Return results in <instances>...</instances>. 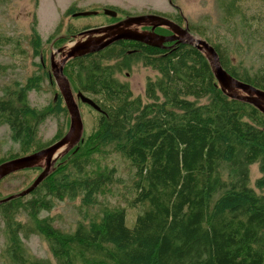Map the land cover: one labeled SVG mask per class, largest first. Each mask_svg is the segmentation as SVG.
<instances>
[{
    "label": "trees",
    "instance_id": "obj_1",
    "mask_svg": "<svg viewBox=\"0 0 264 264\" xmlns=\"http://www.w3.org/2000/svg\"><path fill=\"white\" fill-rule=\"evenodd\" d=\"M237 8L225 18L242 14ZM76 11L69 7L66 13ZM69 41L60 35L53 44ZM30 44L41 55L38 71L24 81L14 79L0 95V124L8 126L20 148L0 157V163L51 144L69 125L35 28ZM209 44L230 75L264 90V65L251 71L232 61L220 41ZM144 50L142 64L157 72L145 81L144 98L115 76L128 67L109 62L124 51L117 41L65 63L63 73L72 91L89 95L100 111L78 101L95 113L94 128L83 130L79 142L31 192L0 204L4 264H46L26 253L22 239L30 233L45 237L55 264H264V115L222 93L194 46L177 44L168 52L161 49L158 56ZM44 78L55 99L34 107L28 94ZM50 113L64 114V129L40 144L38 125ZM114 152L132 168L128 207L104 206L71 231L59 230L51 216H41L56 200L79 197L88 207L103 189L110 190L119 181L116 168L94 164L97 156ZM253 164L259 175L251 179ZM127 209L129 216L137 212L132 226L126 224Z\"/></svg>",
    "mask_w": 264,
    "mask_h": 264
},
{
    "label": "rangeland",
    "instance_id": "obj_2",
    "mask_svg": "<svg viewBox=\"0 0 264 264\" xmlns=\"http://www.w3.org/2000/svg\"><path fill=\"white\" fill-rule=\"evenodd\" d=\"M169 2V0H0V67H2L0 95L4 92V86L9 85L14 79L24 81L38 71L37 63L41 61V55L36 56L30 44L33 28L41 38L42 49L45 48L50 73L51 53H54L56 61L60 58L55 52L58 47L53 41L60 35L72 40L73 35L87 27L93 28L112 21L114 18L104 12V7L107 5H113L124 11L147 7L158 9L168 15L179 14L187 22L189 31L196 37L203 38L208 43L213 40L220 41L228 47L229 55L235 63L245 65L251 71L264 65V0H171V3ZM69 7H74L77 11H95V13L73 16L74 12L66 13ZM236 8L242 14L238 13L226 19L225 13H231ZM191 26H196V29ZM50 37L51 39L46 43L45 40ZM109 62L113 64L115 60ZM156 73L150 66L138 62L116 71L115 76L120 81L128 83L132 94L144 98V83ZM28 98L34 107L44 106L55 99V92L49 79L44 78L40 88L31 90ZM79 110L84 123L83 130L90 132L95 126L96 115L85 104L79 105ZM64 122V114H48L38 125L37 141L40 144L51 141L58 130L64 129ZM19 151L18 143L10 138L8 126L0 124V157ZM106 165L116 168V178L119 181L114 182L110 190L103 189L96 202L85 207L81 205L79 197L74 200H56L51 210L41 211V216H51L54 227L71 231L79 222H87L104 206L128 207L127 199L133 194L132 168L129 162L115 152L110 156H97L94 167L102 168ZM250 173L251 179L259 175L257 164L250 166ZM37 175L38 173L31 169H22L7 175L0 180V197L4 198L21 191ZM83 207L86 212L82 214ZM133 210L135 208H132ZM130 214L131 211L127 209L128 226H132L137 212L132 216H129ZM18 218L22 219L23 216L20 215ZM2 222L0 216V264H4V258L1 256L5 243ZM22 240L29 256L46 264H55V257L44 236L30 233Z\"/></svg>",
    "mask_w": 264,
    "mask_h": 264
},
{
    "label": "water",
    "instance_id": "obj_3",
    "mask_svg": "<svg viewBox=\"0 0 264 264\" xmlns=\"http://www.w3.org/2000/svg\"><path fill=\"white\" fill-rule=\"evenodd\" d=\"M169 1L171 2V0ZM111 12L110 10H105V13L114 15V13ZM94 13L95 11H76L72 15H90ZM154 18L160 20L159 25L168 28L172 32L169 36L161 35L160 42L163 43L168 40H176V42H185L194 46L207 60L222 93L230 98L250 103L264 115L263 89H258L251 84L230 75L221 66L213 46L203 38L196 37L192 34L188 29L187 22H185V27H181L179 24L170 21L164 16H154ZM134 20L136 19L126 18L118 23L88 28L78 32L74 35V39L56 48L55 52L62 54L59 61H56L54 59V53H51L50 76L54 80L63 102L65 103L69 116L67 131L61 138L37 151L17 156L0 163V180L7 175L22 169L32 167H40L42 169L28 187L17 193L1 198L0 204L31 192L53 170L56 161L79 142L83 133L84 123L79 110L78 101L88 104L93 109L100 111V107L92 98L84 95L80 91H77L75 94L73 93L70 83L63 73L65 63L72 58L101 50L119 39H134L148 42L147 40L150 35L144 34L140 30H136L134 28L135 25H132V22H135Z\"/></svg>",
    "mask_w": 264,
    "mask_h": 264
},
{
    "label": "flooded vegetation",
    "instance_id": "obj_4",
    "mask_svg": "<svg viewBox=\"0 0 264 264\" xmlns=\"http://www.w3.org/2000/svg\"><path fill=\"white\" fill-rule=\"evenodd\" d=\"M106 9L110 10V12L115 11V12H111V13H114V15L108 14L109 12L105 13L106 15L112 16L114 19L108 23L96 25L93 27L106 26L109 24L121 22L126 18L127 19L133 18V19H136L134 20L135 22H132L133 23L132 25H135L134 28L138 31L140 30L144 34L150 35V37H148V40H147L149 43L144 42V41L134 40V39L116 40L118 42V46H121L124 48V51L121 53L120 56H118L115 59L114 58L112 59V60H115L119 64H127V66H130L132 64L133 65L138 64V62L142 63L140 53L141 51H145L144 47H147L149 51L154 52L152 55L158 56L160 54L158 52H160L161 49L165 50V52L166 51L168 52L169 49H173L174 46H176L177 44L185 43V42H176V40H168L163 43L160 42L161 35L169 36L172 34V32L168 28L159 25L160 20L157 18H154V16L161 15V16L168 18L170 21H173L179 24L181 27H185V23H184L185 21L183 20L181 16H179L178 18L176 14L168 15V14L161 13L158 9H155V8L148 9L147 7H144L141 9H130V10L124 11V10H121V8L119 9L115 8V6L113 5H107L104 7V12ZM144 16H147V17H144ZM88 28H91V27H87L85 29H88ZM119 49H122V48H119Z\"/></svg>",
    "mask_w": 264,
    "mask_h": 264
},
{
    "label": "bare ground",
    "instance_id": "obj_5",
    "mask_svg": "<svg viewBox=\"0 0 264 264\" xmlns=\"http://www.w3.org/2000/svg\"><path fill=\"white\" fill-rule=\"evenodd\" d=\"M58 55H60V58H59V60L61 59V56H62V54L61 53H58Z\"/></svg>",
    "mask_w": 264,
    "mask_h": 264
}]
</instances>
